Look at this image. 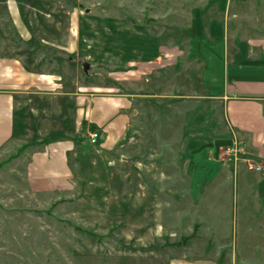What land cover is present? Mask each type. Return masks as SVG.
Listing matches in <instances>:
<instances>
[{
  "label": "rangeland",
  "instance_id": "obj_1",
  "mask_svg": "<svg viewBox=\"0 0 264 264\" xmlns=\"http://www.w3.org/2000/svg\"><path fill=\"white\" fill-rule=\"evenodd\" d=\"M211 3L16 1L23 22L45 35L26 42L13 33L10 22L2 21V52L14 51L26 66L52 77L48 95L34 89L30 98L17 99L14 138L0 148V264H170L208 244L209 230L215 229L197 219L202 209L191 208L202 194L190 189L193 173H209L205 184L210 185L217 183L218 174H213L224 165L250 173H256L250 162L263 165L240 145H234L233 160L226 164L220 160L221 149L184 152L186 104L169 97L171 76L179 74L175 88L185 92L188 65H195L191 71L199 70L200 65L187 57L202 12L216 7ZM42 38L66 47L67 54L43 48ZM172 49L179 52L177 63ZM139 60L150 65L147 80L130 76ZM130 92L148 95L135 111L157 123L159 145L146 151L142 140L147 141L149 133L136 130L126 148L102 152L101 138L97 145L89 141L90 132L98 128L74 118V102L80 95L95 99ZM62 108L65 126L56 118ZM60 126L65 131L52 138ZM174 138L178 142L172 143ZM65 141L72 147L67 154L70 173L65 186L52 189L44 176H34L33 158ZM203 152L207 155L197 159Z\"/></svg>",
  "mask_w": 264,
  "mask_h": 264
},
{
  "label": "crops",
  "instance_id": "obj_2",
  "mask_svg": "<svg viewBox=\"0 0 264 264\" xmlns=\"http://www.w3.org/2000/svg\"><path fill=\"white\" fill-rule=\"evenodd\" d=\"M4 1L6 10L0 6V24L5 20L10 22L13 33L26 42L45 35L36 25L28 26L23 22L20 10L15 8L17 0ZM207 1H212L216 7L202 12L191 42L190 57H187L200 65L199 70L191 71L195 65H188L185 92L178 91L182 87L175 88L179 74L171 76L173 86L169 97L182 98L180 100L186 104L188 123L184 152L204 147L218 151L211 145L231 141L247 149L254 161L264 165V0ZM5 31L0 27V148L14 138L17 99L20 95L30 98L34 89L48 95L49 91L45 90H49L48 82L52 77L26 66L14 51L2 52ZM8 32L11 34L10 30ZM42 42L43 48L48 46L58 51V56L61 52L67 54L64 46L52 45L44 38ZM170 52L177 63L179 52L175 49ZM135 65L137 70L130 72V76L147 80L150 65L142 64L141 60ZM131 82L129 79L128 83ZM65 96L66 93L61 97ZM80 96L74 100V118L95 126L98 128L95 131H102V152L126 148L136 130L149 133V139L142 140L146 151L152 145H159L157 123L147 122L141 117L142 112L135 111L138 103L148 101L146 93L130 92L95 99ZM57 112L56 118L65 126L66 110L62 108ZM64 126L54 129L52 138L65 131ZM175 142L178 140L172 139V143ZM71 150V143L66 141L47 146L33 158L34 176H44L52 183V189L65 186L70 173L67 154ZM206 155L203 152V156L196 157L201 159ZM216 174L217 183L208 185L205 181L211 179L210 174L199 170L193 173L189 184L192 191L202 193L191 207L202 209L196 213L197 219L201 224L214 225L215 231L209 230V242L204 248L178 257L170 264H264V167L261 172L250 173L224 165L213 175ZM208 192L211 194L204 195ZM206 209L209 210L204 215ZM195 236L194 233L186 238ZM203 236L206 239V235Z\"/></svg>",
  "mask_w": 264,
  "mask_h": 264
},
{
  "label": "built area",
  "instance_id": "obj_3",
  "mask_svg": "<svg viewBox=\"0 0 264 264\" xmlns=\"http://www.w3.org/2000/svg\"><path fill=\"white\" fill-rule=\"evenodd\" d=\"M101 138V134L99 131H93L90 132L89 134V141L92 145H97L99 143V140ZM234 145H239V144H234L232 146L229 147H221V154H220V160L223 163H229L233 160L232 158V153L235 151L236 148H234ZM240 148H242L240 146ZM264 165L262 164H258V165H254L250 162V168L253 169L256 172H261L263 170Z\"/></svg>",
  "mask_w": 264,
  "mask_h": 264
},
{
  "label": "trees",
  "instance_id": "obj_4",
  "mask_svg": "<svg viewBox=\"0 0 264 264\" xmlns=\"http://www.w3.org/2000/svg\"><path fill=\"white\" fill-rule=\"evenodd\" d=\"M93 128H95V126H93ZM232 145H233V142H231V141H228V142L217 141L215 144H212L211 147L219 150L221 147H229Z\"/></svg>",
  "mask_w": 264,
  "mask_h": 264
},
{
  "label": "water",
  "instance_id": "obj_5",
  "mask_svg": "<svg viewBox=\"0 0 264 264\" xmlns=\"http://www.w3.org/2000/svg\"><path fill=\"white\" fill-rule=\"evenodd\" d=\"M88 69H89V65L86 63V64L84 65V70H85V71H88Z\"/></svg>",
  "mask_w": 264,
  "mask_h": 264
}]
</instances>
